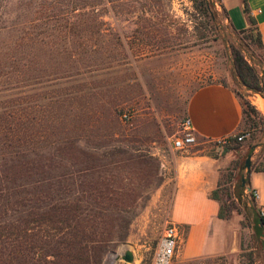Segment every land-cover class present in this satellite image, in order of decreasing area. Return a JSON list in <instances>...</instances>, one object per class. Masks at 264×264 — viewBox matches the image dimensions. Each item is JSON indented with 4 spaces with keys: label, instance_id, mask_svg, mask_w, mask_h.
Segmentation results:
<instances>
[{
    "label": "rangeland",
    "instance_id": "374dc122",
    "mask_svg": "<svg viewBox=\"0 0 264 264\" xmlns=\"http://www.w3.org/2000/svg\"><path fill=\"white\" fill-rule=\"evenodd\" d=\"M207 3L212 17L194 0H0V160L16 154L23 192L107 210L112 246L99 264L150 263L190 151L223 162L220 211L237 230L239 257L264 264L242 186L250 149L251 169L264 167V44L255 29H233L218 0ZM233 46L261 89L236 75ZM210 81L257 110L243 113L235 133L246 135L174 147L190 93ZM98 192L105 197L94 200Z\"/></svg>",
    "mask_w": 264,
    "mask_h": 264
},
{
    "label": "crops",
    "instance_id": "0c3cea01",
    "mask_svg": "<svg viewBox=\"0 0 264 264\" xmlns=\"http://www.w3.org/2000/svg\"><path fill=\"white\" fill-rule=\"evenodd\" d=\"M218 2L237 29L248 27V14L253 16L264 44V0H247V12L243 0ZM185 114L199 141L218 140L239 130L243 107L231 86L210 81L190 93ZM223 165L206 152L190 151L180 159L169 219L181 226L183 235L172 264H249L238 255L237 230L219 215V200L211 196ZM248 179V185L258 191L257 212V206H264V170L251 169Z\"/></svg>",
    "mask_w": 264,
    "mask_h": 264
},
{
    "label": "trees",
    "instance_id": "16d2710c",
    "mask_svg": "<svg viewBox=\"0 0 264 264\" xmlns=\"http://www.w3.org/2000/svg\"><path fill=\"white\" fill-rule=\"evenodd\" d=\"M207 2L194 0L195 7L212 17L215 12H210ZM243 2L247 12V0ZM221 7L226 17L227 12L224 6ZM248 19L249 26L240 30L255 29L256 40L263 45L256 19L250 14ZM229 25L237 29L231 22ZM232 63L236 75L245 86L253 90L261 89L255 67L235 46L232 47ZM239 98L244 114L248 116L257 112L248 100ZM8 151L10 154L14 152L13 149ZM1 158L0 264H99L103 253L112 246L106 225L107 210L88 209L79 204V200L62 197L55 194L57 192H23L18 189L21 183L17 182L22 163L16 154ZM252 169L264 170V167L255 166ZM248 181L246 187H250ZM219 185L218 181L211 192L214 198H218ZM244 195L256 205L253 197ZM92 196L94 200L105 197L100 192L92 193ZM219 215L224 216L220 210Z\"/></svg>",
    "mask_w": 264,
    "mask_h": 264
},
{
    "label": "built area",
    "instance_id": "2783aa9c",
    "mask_svg": "<svg viewBox=\"0 0 264 264\" xmlns=\"http://www.w3.org/2000/svg\"><path fill=\"white\" fill-rule=\"evenodd\" d=\"M255 104V100H250ZM131 114L127 110L121 112V117L126 120L129 119ZM237 139L241 140L246 134L244 132L232 134ZM231 136V135H229ZM229 136H225L219 139H227ZM196 139L194 129L191 125L189 117L186 115L180 122V129L178 134L173 139V145L176 148H183L192 144ZM218 139V140H219ZM244 193L248 197H253L254 200L258 197L257 189L251 187H244ZM258 216L261 219V223L264 228V206H257ZM183 231L181 226L169 220L163 227L156 245L153 250L152 258L149 264H172L175 257L177 247L182 238Z\"/></svg>",
    "mask_w": 264,
    "mask_h": 264
},
{
    "label": "water",
    "instance_id": "95a60500",
    "mask_svg": "<svg viewBox=\"0 0 264 264\" xmlns=\"http://www.w3.org/2000/svg\"><path fill=\"white\" fill-rule=\"evenodd\" d=\"M252 150L250 149V151L247 154V157L245 158V163L244 166L246 168V171L249 173V171L251 170V154H252ZM245 178L242 176V186L245 187ZM255 217H254V228H255V232L258 236H261L263 241H262V247L264 250V228L263 225L261 223V219L258 216V212L255 211ZM122 258L126 261H133V252L130 249H126L124 251V253L122 254Z\"/></svg>",
    "mask_w": 264,
    "mask_h": 264
}]
</instances>
